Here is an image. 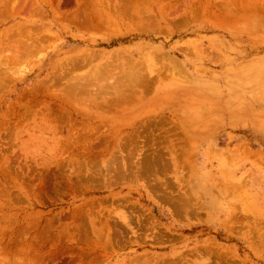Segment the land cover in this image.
<instances>
[{"label": "rangeland", "instance_id": "obj_1", "mask_svg": "<svg viewBox=\"0 0 264 264\" xmlns=\"http://www.w3.org/2000/svg\"><path fill=\"white\" fill-rule=\"evenodd\" d=\"M0 55V264H264V0H0Z\"/></svg>", "mask_w": 264, "mask_h": 264}, {"label": "bare ground", "instance_id": "obj_2", "mask_svg": "<svg viewBox=\"0 0 264 264\" xmlns=\"http://www.w3.org/2000/svg\"><path fill=\"white\" fill-rule=\"evenodd\" d=\"M3 1V0H2ZM9 1V0H8ZM20 1V0H19ZM7 3H9V2H7ZM12 3V2H11ZM16 4H21V3H18V2H16ZM16 4H15V8H16ZM6 5V4H5ZM9 4H7V6H8ZM8 8H10V7H8ZM14 8V9H15ZM19 8V7H18ZM17 8V9H18ZM13 9V10H14ZM17 11V10H16ZM18 11H20L21 12V10H18ZM12 12V11H11ZM15 12V11H14ZM9 13V12H8ZM18 13V12H17ZM21 43V42H20ZM4 47V46H3ZM22 48V47H21ZM10 50V49H9ZM20 50V49H19ZM4 51V50H3ZM24 55V54H23ZM1 56V55H0ZM25 57V56H24ZM15 60V59H14ZM9 61V60H8ZM3 62H4V60H3ZM14 63V62H13ZM110 66V65H109ZM107 67V66H106ZM104 68V67H103ZM113 68V67H112ZM107 69V68H106ZM105 70V69H104ZM113 71V70H112ZM129 71V70H128ZM131 71V70H130ZM135 72V71H134ZM114 74V73H113ZM137 75V74H136ZM121 79V78H120ZM132 82V81H131ZM136 83V82H135ZM128 84V83H127ZM129 85V84H128ZM117 87V86H116ZM127 87V86H126ZM125 87V88H126ZM122 88V87H121ZM119 89H120V87H119ZM152 154V153H151ZM156 155V154H155ZM159 156V155H158ZM148 157H149V155H148ZM162 157V156H161ZM145 158V157H144ZM148 166V165H147ZM174 211V210H173ZM223 260V259H222ZM178 262H179V260H178Z\"/></svg>", "mask_w": 264, "mask_h": 264}]
</instances>
